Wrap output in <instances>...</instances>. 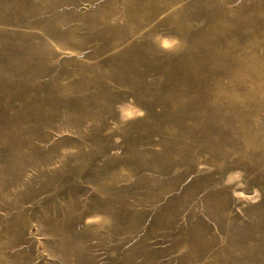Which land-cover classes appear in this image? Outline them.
I'll list each match as a JSON object with an SVG mask.
<instances>
[{
    "label": "rangeland",
    "instance_id": "1",
    "mask_svg": "<svg viewBox=\"0 0 264 264\" xmlns=\"http://www.w3.org/2000/svg\"><path fill=\"white\" fill-rule=\"evenodd\" d=\"M0 264H264V0H0Z\"/></svg>",
    "mask_w": 264,
    "mask_h": 264
}]
</instances>
